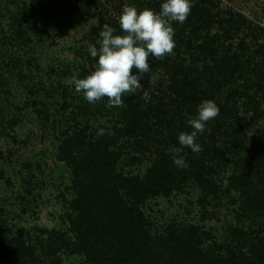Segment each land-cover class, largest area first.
I'll list each match as a JSON object with an SVG mask.
<instances>
[{
	"label": "rangeland",
	"instance_id": "obj_1",
	"mask_svg": "<svg viewBox=\"0 0 264 264\" xmlns=\"http://www.w3.org/2000/svg\"><path fill=\"white\" fill-rule=\"evenodd\" d=\"M83 1L76 11L78 0H0V223L8 238L22 233L23 241L34 246L35 264H83L85 260L65 250L51 260L40 248L50 233L75 240L70 220L76 194L69 161L74 152H62L66 138L80 134L88 144L114 135L116 141L109 150L116 156L115 170L133 177L144 176L163 150L150 140L158 127L150 129L148 141L119 135L117 130L124 127L123 115L130 101L143 98L145 90L151 107L162 102L169 84L166 66L170 67L176 53L161 59L150 57L151 71L143 75L142 88L127 93L119 107L111 106L107 97L89 104L69 84L74 75L83 79L95 70L97 60L88 47L95 44L99 48L97 41L105 25L116 30L114 35L121 34L119 17L125 6L153 10L162 0ZM196 4L197 0H191L192 6ZM213 5L220 18L234 15L264 31V0H213ZM222 33L217 27L211 29L212 35ZM229 35L219 54L223 56L231 44L233 53L240 56L241 70L231 66L216 80L222 85L220 103L233 110L221 126L222 134L215 140V152L202 178L192 176L183 192L173 190L146 202L143 211L152 235L160 236L172 226L197 228L210 235L208 244L235 246L231 232H249L252 227L241 216V183L245 178L251 188H260L263 176L256 162L264 163V34L256 40L247 30H233ZM184 59L186 65L191 63L189 55ZM206 64L216 65L199 58L197 68L202 70ZM230 123L238 144L230 135ZM206 126L208 131L214 128V120ZM100 129L103 135L97 134ZM181 167L187 169L188 164ZM256 221L250 230L264 235V218Z\"/></svg>",
	"mask_w": 264,
	"mask_h": 264
},
{
	"label": "trees",
	"instance_id": "obj_2",
	"mask_svg": "<svg viewBox=\"0 0 264 264\" xmlns=\"http://www.w3.org/2000/svg\"><path fill=\"white\" fill-rule=\"evenodd\" d=\"M78 2L76 11L85 1ZM151 8L160 11L159 5ZM215 8L213 0H197L184 23L173 22L176 57L169 63L170 67L166 66L169 84L162 102L151 107L143 98H140L144 101L141 105L137 98L130 101L124 111V127L117 130V134L129 138L144 137L148 141L150 129L159 128L150 140L163 150L158 155L159 160L147 169L144 176H125L115 170L116 156L109 150L115 144L114 135L88 144L82 141L80 134L64 140L62 152L70 154L67 149L74 152L69 161L76 194L71 202L74 215L70 220L75 240L66 239L59 233L48 234L47 243L41 244L40 248L51 260L54 254L65 250L83 256V264H264L263 232L250 230L258 218H264V163L256 162L263 170V176L259 178L260 188H251L253 186L245 178L241 183V216L250 220L252 227L249 232L241 229L231 232V243L235 242V246L208 244L210 235L197 228L172 226L160 236L152 235L150 222L143 211L149 199L168 196L173 190L183 192L184 184L192 176L202 178L209 168L207 164L211 161L210 154L215 152V140L222 134L221 126L233 110L226 103H220L222 85L216 78L226 75L231 66L241 70L240 56L233 53L231 44L227 45L223 56L219 54V48L233 30L236 33L249 31L252 40L264 34L262 29L249 26L240 17L220 18ZM214 27L224 33L212 35ZM120 32L121 36L126 34L121 29ZM186 54L191 60L188 65L184 59ZM199 58L205 62L209 59L216 65L212 68L206 64L199 70ZM159 92L163 90L159 89ZM205 100L214 101L220 109L219 115L212 119L215 127L208 131L206 126L204 134L197 137L196 142L202 148L199 153L183 148L179 155L188 167H178L173 164V154L169 151L166 155V151L180 147L179 134L192 131L188 124L190 119L186 116H197V107ZM229 127L230 135L238 144L234 124L230 123ZM35 260L34 246L23 241L22 233L8 238L0 223V264H35Z\"/></svg>",
	"mask_w": 264,
	"mask_h": 264
},
{
	"label": "clouds",
	"instance_id": "obj_3",
	"mask_svg": "<svg viewBox=\"0 0 264 264\" xmlns=\"http://www.w3.org/2000/svg\"><path fill=\"white\" fill-rule=\"evenodd\" d=\"M191 0H164L160 11L145 8L138 11L134 6H125L119 17L120 29L125 35H114L115 29L105 25L100 33L101 39L89 44L88 52L97 60L95 70L83 79L78 74L71 77L69 84L89 104H95L107 97L111 106L119 107L124 103L127 93L142 88L141 79L149 73V58L161 59L170 55L175 47L173 22L184 23L191 12ZM135 69V72H133ZM143 99L147 104L150 96L144 91ZM219 107L212 100L202 101L197 107L198 115L188 121L190 133L182 132L178 136L180 147L168 151L173 154V164L184 165L179 154L184 147L193 153L202 151L197 137L203 135L208 121L219 115ZM103 135L104 130L97 133Z\"/></svg>",
	"mask_w": 264,
	"mask_h": 264
}]
</instances>
